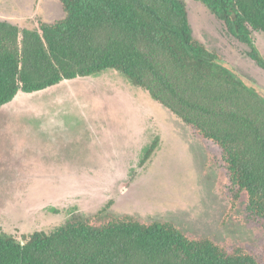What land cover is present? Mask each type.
Returning a JSON list of instances; mask_svg holds the SVG:
<instances>
[{"label":"trees","instance_id":"1","mask_svg":"<svg viewBox=\"0 0 264 264\" xmlns=\"http://www.w3.org/2000/svg\"><path fill=\"white\" fill-rule=\"evenodd\" d=\"M64 16L35 28L0 18V108L19 92L113 69L179 117L213 151L223 192L243 220L264 226V97L197 39L185 0H59ZM250 48L264 0H196ZM158 146L145 149L144 162ZM0 264H264L256 249L190 235L175 222L103 208L19 240L0 232Z\"/></svg>","mask_w":264,"mask_h":264},{"label":"rangeland","instance_id":"2","mask_svg":"<svg viewBox=\"0 0 264 264\" xmlns=\"http://www.w3.org/2000/svg\"><path fill=\"white\" fill-rule=\"evenodd\" d=\"M185 1L194 36L264 97V69L248 55L249 46L201 2ZM63 16L59 0H0V18L22 28ZM254 37L264 56V33ZM214 154L179 117L113 69L19 92L0 108V232L22 240L73 213L108 208L256 249L264 226L243 220L244 201L230 211Z\"/></svg>","mask_w":264,"mask_h":264}]
</instances>
